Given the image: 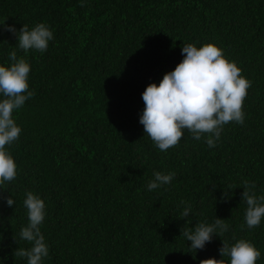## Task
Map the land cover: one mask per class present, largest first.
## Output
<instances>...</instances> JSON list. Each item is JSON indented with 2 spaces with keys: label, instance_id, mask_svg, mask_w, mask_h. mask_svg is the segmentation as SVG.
Listing matches in <instances>:
<instances>
[{
  "label": "trees",
  "instance_id": "obj_1",
  "mask_svg": "<svg viewBox=\"0 0 264 264\" xmlns=\"http://www.w3.org/2000/svg\"><path fill=\"white\" fill-rule=\"evenodd\" d=\"M3 20L17 30L44 22L54 33L44 53L17 49L31 65L34 95L13 113L22 131L9 147L17 176L0 189L4 264H26L13 250L31 247L19 239L28 190L46 205L44 264H199L220 259L233 236L251 241L264 264V220L241 228L242 181L264 194V0H0ZM207 42L251 81L245 122L224 125L213 148L185 129L160 151L139 123L141 93L183 58L184 44ZM15 43L0 26V63ZM155 171L175 176L148 191ZM228 185L235 188L225 198ZM185 205L192 215L179 218ZM216 217L229 231L195 253L180 234L185 219Z\"/></svg>",
  "mask_w": 264,
  "mask_h": 264
},
{
  "label": "clouds",
  "instance_id": "obj_2",
  "mask_svg": "<svg viewBox=\"0 0 264 264\" xmlns=\"http://www.w3.org/2000/svg\"><path fill=\"white\" fill-rule=\"evenodd\" d=\"M80 3L83 7L87 0H80ZM0 26L16 37V48L8 52L9 63H0V189H4L5 182H11L17 176V165L9 147L19 139L22 129L13 113L34 95L28 83L31 65L24 55H18L17 49L24 54L30 50L44 53L54 39V33L44 22L31 27L22 25L17 30L14 25L4 24L3 20ZM181 53L183 58L172 70L166 71L158 83H148L142 91L144 107L139 113V123L160 151L177 145L185 129L193 139L204 138L207 146L213 148L220 139L224 125L245 122L246 114L242 107L251 81L213 42L203 43L199 47L194 43L184 44ZM174 176L175 172L155 171L146 185L147 190L170 184ZM234 188L228 185L222 195L229 197L230 190ZM242 188L241 199L247 207L241 228L246 226L252 229L264 220V194L256 193L255 182L252 181H242ZM4 199L9 207H13L15 201L11 194ZM181 204L184 202L181 201ZM23 206L28 222L20 229L19 239L27 241L31 247H17L13 254L24 258L26 264H44V258L49 255V246L41 231L46 215L45 202L38 193L28 190ZM190 214L191 206L185 205L178 217L189 218ZM190 224L191 220L185 219L180 234L190 242L188 246L195 253L214 236L221 237L229 231L225 218L216 217L211 223ZM233 241H222L220 257H226L227 264H256L261 251L247 239L233 236ZM221 258L208 257L200 260L199 264H225ZM0 264H4L2 259Z\"/></svg>",
  "mask_w": 264,
  "mask_h": 264
}]
</instances>
